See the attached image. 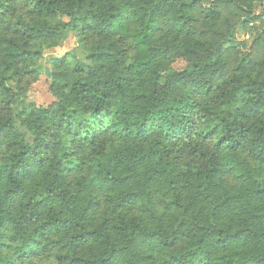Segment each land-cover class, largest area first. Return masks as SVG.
Instances as JSON below:
<instances>
[{
  "label": "clouds",
  "instance_id": "9594fccd",
  "mask_svg": "<svg viewBox=\"0 0 264 264\" xmlns=\"http://www.w3.org/2000/svg\"><path fill=\"white\" fill-rule=\"evenodd\" d=\"M0 264H264V0H0Z\"/></svg>",
  "mask_w": 264,
  "mask_h": 264
}]
</instances>
